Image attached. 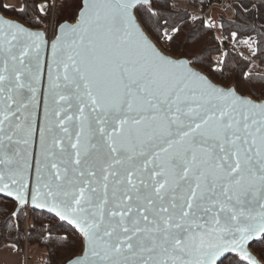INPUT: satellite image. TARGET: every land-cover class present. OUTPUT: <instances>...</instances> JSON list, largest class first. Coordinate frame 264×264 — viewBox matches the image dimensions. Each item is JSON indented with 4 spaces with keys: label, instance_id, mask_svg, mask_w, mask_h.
I'll return each instance as SVG.
<instances>
[{
    "label": "snow or ice",
    "instance_id": "1",
    "mask_svg": "<svg viewBox=\"0 0 264 264\" xmlns=\"http://www.w3.org/2000/svg\"><path fill=\"white\" fill-rule=\"evenodd\" d=\"M179 6L24 0L0 16L3 223L54 214L66 264H264V80L174 51ZM239 7L264 20V0Z\"/></svg>",
    "mask_w": 264,
    "mask_h": 264
},
{
    "label": "trees",
    "instance_id": "2",
    "mask_svg": "<svg viewBox=\"0 0 264 264\" xmlns=\"http://www.w3.org/2000/svg\"><path fill=\"white\" fill-rule=\"evenodd\" d=\"M192 4L199 8L197 11H192L188 8L178 7L177 11L181 16H187V26L182 35L177 39L176 44L173 46L174 51L178 53H201L203 58L212 62L214 65L217 63L218 57L223 52V44L221 41L232 42L241 51L247 54L243 55L239 52L233 53L225 51L223 60L225 69L223 76L231 78L232 82L236 81L237 76L242 72L250 74L249 78L264 80V72H258L253 66L251 60L256 61L264 66V55L257 51L256 56H253L248 47L244 44L245 40L251 39L256 42L259 48L264 44L262 36H264V20L259 19L260 13H257L255 20V30H253V19L251 13L255 10L250 9L248 12L239 7L240 0L231 4L228 16L222 12H217V16L212 17L215 28H207L206 19L201 16L204 12L208 11L210 4L213 0H191ZM0 4L7 5L5 0H0ZM24 0H22V5ZM8 8L0 7V11L7 17L13 19H20L16 11L12 9H19L15 6ZM196 17L193 21L191 17ZM203 22V23H202ZM223 24V27L221 25ZM243 26V31H238V26ZM44 30L42 27L40 28ZM237 32V39L233 40L231 33ZM216 75H220L217 73ZM15 207L11 199L0 196V245L4 243H13L17 246L19 252L23 253L25 245L30 249L44 250L46 258L40 264H66V260L71 255V249L61 246V239L64 235L63 228L67 225L58 224L57 219L53 214L35 209L29 213L28 216L23 218V228L17 233L11 227H5L3 221L7 214ZM31 217V218H29ZM34 224L35 228H30L29 225ZM43 229V230H42ZM51 233V238H49ZM255 254L256 250L253 249ZM239 258L235 255H229L224 264H235Z\"/></svg>",
    "mask_w": 264,
    "mask_h": 264
},
{
    "label": "built area",
    "instance_id": "3",
    "mask_svg": "<svg viewBox=\"0 0 264 264\" xmlns=\"http://www.w3.org/2000/svg\"><path fill=\"white\" fill-rule=\"evenodd\" d=\"M218 2H217V6H218V8H219V11L220 12H222L224 15H226V16H228V14H229V12H230V6H231V4L232 3H234V2H236V1H239V0H217ZM208 13H209V11H206V12H204L201 16H203L205 19H206V21H207V23L208 22H213L212 21V18L211 17H209V15H208ZM215 28V27H214ZM213 28V29H214ZM222 42V44H223V52L221 53V55L218 57V59H217V63H218V61L220 60V59H223V55H224V52L225 51H230V52H233V53H237V52H239V53H241V54H243V55H246L247 56V54L245 53V52H243V51H241L235 44H233L232 42H225V41H221ZM251 62H252V66L258 71V72H264V66H262V65H260L259 63H257L256 61H254V60H251ZM216 63V64H217ZM28 246L27 245H25V248H24V251H23V255H24V257H25V264H29L30 262V256L28 255V252H27V250H28Z\"/></svg>",
    "mask_w": 264,
    "mask_h": 264
},
{
    "label": "crops",
    "instance_id": "4",
    "mask_svg": "<svg viewBox=\"0 0 264 264\" xmlns=\"http://www.w3.org/2000/svg\"><path fill=\"white\" fill-rule=\"evenodd\" d=\"M5 3L17 8L22 6V0H5ZM215 9L219 10L216 3L213 2L208 9V11L213 14V17L217 13ZM0 264H25V257L18 251L15 244L4 243L0 245Z\"/></svg>",
    "mask_w": 264,
    "mask_h": 264
},
{
    "label": "rangeland",
    "instance_id": "5",
    "mask_svg": "<svg viewBox=\"0 0 264 264\" xmlns=\"http://www.w3.org/2000/svg\"><path fill=\"white\" fill-rule=\"evenodd\" d=\"M216 4H217V0H213ZM179 7L180 8H188L192 11H197L199 10L198 7L194 6L191 2V0H179ZM218 7V6H217ZM217 12H219V10L215 9ZM218 14V13H216ZM215 14V17L217 16ZM209 17H213V14L211 12L208 13ZM28 252V255L31 257L30 258V263L29 264H40V263H43V261L45 260L46 258V253L44 250H39V249H30L28 248L27 250Z\"/></svg>",
    "mask_w": 264,
    "mask_h": 264
},
{
    "label": "water",
    "instance_id": "6",
    "mask_svg": "<svg viewBox=\"0 0 264 264\" xmlns=\"http://www.w3.org/2000/svg\"><path fill=\"white\" fill-rule=\"evenodd\" d=\"M0 16H2V17H4V18H6V19H10V20H16V19H13V18H10V17H7L6 15H4L1 11H0ZM39 31H44V30H42V29H38ZM0 196H2V195H0ZM2 197H4V196H2ZM6 198H8V197H6ZM9 199H11V198H9ZM42 211H44V210H42ZM45 212H47V211H45ZM49 213V212H48ZM50 214H52V213H50ZM54 215V214H53ZM255 254V253H254ZM231 255H235V254H231ZM218 264H219V262H218Z\"/></svg>",
    "mask_w": 264,
    "mask_h": 264
}]
</instances>
